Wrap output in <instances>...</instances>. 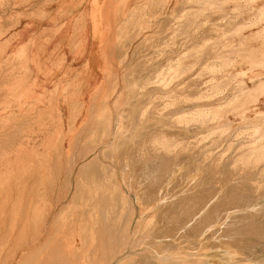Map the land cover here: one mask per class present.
Masks as SVG:
<instances>
[{
  "label": "rangeland",
  "instance_id": "rangeland-1",
  "mask_svg": "<svg viewBox=\"0 0 264 264\" xmlns=\"http://www.w3.org/2000/svg\"><path fill=\"white\" fill-rule=\"evenodd\" d=\"M57 1L0 0V56L20 21H45ZM67 1L91 6L103 60L96 91L72 95L87 66L95 68L80 62L82 16H69L71 56L40 30L29 43L47 55L42 63L21 62L23 49L16 62L1 59L0 264H31L47 250L55 216L74 193L91 205L95 192L115 191L125 200L111 207L107 234L92 231L86 247L75 238L84 261L93 258L85 264H264V0ZM174 95L180 102L168 105ZM64 96L63 130L74 117L66 141L58 126ZM153 106L166 108L149 115ZM96 114L111 119L107 138ZM160 133L170 138L148 145Z\"/></svg>",
  "mask_w": 264,
  "mask_h": 264
},
{
  "label": "bare ground",
  "instance_id": "bare-ground-1",
  "mask_svg": "<svg viewBox=\"0 0 264 264\" xmlns=\"http://www.w3.org/2000/svg\"><path fill=\"white\" fill-rule=\"evenodd\" d=\"M141 20V19H140ZM171 82V81H170ZM169 83V80L165 79L162 81V85H167ZM99 94V93H98ZM99 98V96H98ZM95 99V98H94ZM100 99V98H99ZM99 99H97L96 103H99ZM101 101V100H100ZM178 102H180V99L177 98L175 95L171 97V101L170 103H168V105H176ZM95 104V103H94ZM166 106L163 107V108H160V107H154L153 108H149L148 109V112H149V115L152 114L154 115V113L157 112V115H162L163 114V111L165 110ZM93 110V109H92ZM109 115V114H108ZM100 115H97L96 114V117L97 119L100 118L99 117ZM155 116V115H154ZM160 117V116H158ZM169 117V116H168ZM185 117L184 116H181V117H177L174 119V123L176 125H182L184 122H185ZM187 119V117H186ZM97 122V121H96ZM111 123V119L110 117H108L107 115L103 118L98 119V124H102L103 127H104V132L102 133L101 136H106L107 134H109V130H110V124ZM102 128V127H101ZM102 130V129H101ZM117 132V131H116ZM92 135V134H91ZM117 135L119 136V132L117 133ZM171 135V134H170ZM115 137V136H114ZM117 137V136H116ZM107 138V136H106ZM170 137L166 134H163V133H160L158 137H154V138H150V140L148 141V145L151 144V142H154V143H157L159 145H162V141L165 140V139H169ZM154 139V140H153ZM109 140V139H108ZM114 142V141H113ZM112 145V144H111ZM110 147V146H109ZM114 151L113 147L112 149H110V154ZM140 152H142L141 156L143 155H146V153L144 152V148L143 150H141ZM113 154V153H112ZM114 155V154H113ZM113 157V156H112ZM243 159V158H241ZM147 160V159H146ZM245 161V159L242 161V163ZM129 162V161H128ZM127 162V163H128ZM135 163V161H134ZM129 164H132V162H129ZM127 166V165H126ZM131 167V166H130ZM137 166L135 165L134 166V169H137L136 168ZM132 168V167H131ZM130 169V168H129ZM106 170V169H105ZM128 170V169H127ZM132 170V169H131ZM126 171V170H125ZM136 171V170H135ZM79 172V171H78ZM107 172V171H106ZM134 172V171H133ZM132 172V173H133ZM128 173L129 170H128ZM131 173V174H132ZM78 174V173H77ZM104 174V173H103ZM113 174V173H112ZM111 174V175H112ZM126 174V173H125ZM138 174V172H137ZM129 175V174H128ZM127 175V176H128ZM102 176V175H101ZM87 177V176H86ZM118 177V176H117ZM103 178V177H102ZM124 178V177H123ZM125 179V178H124ZM131 179V177H130ZM128 179V180H130ZM133 179V177H132ZM77 180V179H76ZM85 180V179H84ZM88 180L90 181L89 179V176H88ZM112 180V179H111ZM127 180V181H128ZM125 181V180H124ZM134 181V180H133ZM132 181V182H133ZM120 182V181H119ZM119 182H115L116 184L115 185H120ZM123 182V181H122ZM130 182V183H132ZM129 183V181H128ZM134 183V182H133ZM136 183V182H135ZM77 184V183H76ZM90 184V183H88ZM105 185V184H104ZM132 186V184H130ZM137 185H140V184H137ZM81 186V185H80ZM88 186V185H87ZM98 186V185H97ZM126 186V184H125ZM130 187V186H128ZM133 187V186H132ZM135 187H136V184H135ZM140 187V186H139ZM86 188V187H85ZM84 188V189H85ZM118 188V187H117ZM153 188V187H152ZM151 188V189H152ZM158 188V187H157ZM75 189V188H74ZM79 189L81 188H76V191H79ZM150 189V190H151ZM86 190V189H85ZM82 189V191H85ZM92 190V189H90ZM119 190V189H118ZM75 191V192H76ZM81 191V192H82ZM93 191V190H92ZM91 191V192H92ZM120 191V190H119ZM134 191V190H133ZM136 191V190H135ZM137 191H140L137 189ZM152 191V190H151ZM90 192V193H91ZM122 192V191H121ZM80 193V192H79ZM83 193V192H82ZM88 193V191H87ZM93 193V192H92ZM120 193V192H119ZM138 193V192H137ZM140 193V192H139ZM145 193V192H144ZM153 193V192H152ZM122 194V193H121ZM141 194V193H140ZM143 194V193H142ZM141 194V196H142ZM157 194V193H156ZM83 195V194H82ZM137 196V194H135ZM145 195V194H144ZM161 195V194H160ZM90 196V195H89ZM88 194H85L84 197L85 198H88L89 197ZM158 196V195H157ZM78 192L74 193V195H72V200H71V203H69V205L67 204V206H65L64 208H62L59 213L55 216V220L53 221V224L51 225L50 227V231H49V243H47L48 245L47 246H43V247H46V249H44V252L40 254V256L38 257L37 254H34V253H37V252H34L33 254V258L35 257V255H37V259L35 257V260L32 261L33 263L31 264H85V263H89L90 260H93V258L91 257L90 260H88L87 262L84 261L83 259V256H82V252H78L76 251V248H75V238L76 237H79L80 239V242H82L83 246L86 247L87 245H89L92 241H93V232H98L99 235H96L97 237L98 236H103V234H107V230L106 228L108 227V218H109V215H111L114 210L111 208L112 206L114 207L117 203H124V200H125V196H122L120 194H118V192H113V193H109V194H103L102 192H95L92 196H90L89 198L93 199V201L95 202L94 204H91V205H88L86 203L84 204H78L76 203L75 201L78 200ZM138 197H139V194H138ZM137 197V199H138ZM150 197V196H149ZM163 197V196H162ZM161 197V198H162ZM180 197V196H179ZM57 198V197H56ZM140 198V197H139ZM160 198V199H161ZM81 199V198H80ZM128 200V198H126ZM155 199V198H154ZM158 199V198H157ZM225 199V198H224ZM142 200V199H141ZM156 201V200H155ZM154 201V202H155ZM92 202V201H91ZM158 202V201H157ZM129 203V202H128ZM165 203V202H164ZM90 204V203H89ZM126 204V202H125ZM169 204V202H168ZM128 205V204H126ZM155 204L153 203V205H151L152 207L154 206ZM162 205V204H161ZM167 205V204H166ZM165 205V206H166ZM171 205V204H170ZM119 206V205H117ZM150 206V207H151ZM158 206V205H157ZM156 206V207H157ZM165 206H161V207H164ZM126 207V206H125ZM149 207V206H148ZM151 207V209H152ZM160 207V206H159ZM158 207V208H159ZM129 208V207H128ZM155 208V207H154ZM170 208V207H169ZM115 209V208H114ZM127 209V207H126ZM146 209V208H145ZM145 209H142L145 211ZM149 209V208H148ZM149 209V210H151ZM157 209V208H156ZM163 209V208H162ZM141 210V211H142ZM164 210V209H163ZM169 210V209H168ZM156 211V210H155ZM154 211V212H155ZM159 211V209H158ZM70 212V213H69ZM146 212V211H145ZM153 213V212H152ZM158 214H160V212H157ZM167 213V212H166ZM77 214L78 215H81L80 218H77ZM156 214V213H155ZM142 215V214H141ZM153 215V214H152ZM171 215V214H170ZM57 217V218H56ZM141 217V216H140ZM157 217V216H155ZM161 217V215H160ZM172 218V217H171ZM47 219V218H46ZM43 220V223L45 222V220ZM63 219L64 221L62 222ZM141 219V218H140ZM139 219V220H140ZM155 219V218H153ZM161 219H158L157 221H159L160 223V226L161 227V224L162 225H167L168 223L167 222H161L160 221ZM166 220H167V217H166ZM165 220V221H166ZM171 220V219H170ZM143 221V220H142ZM153 221V220H152ZM156 221V220H155ZM154 221V222H155ZM156 221V222H157ZM173 221V220H172ZM144 222V221H143ZM142 222V223H143ZM177 222V221H176ZM45 224V223H44ZM156 224V223H155ZM158 224V223H157ZM177 224V223H176ZM41 225V224H40ZM56 225V227H55ZM145 225V224H144ZM144 225H140V229H141V226H142V229L144 228ZM151 225V224H150ZM154 225V224H153ZM170 225V223H169ZM157 226V225H156ZM174 226H175V223H174ZM223 226V225H222ZM45 227V226H44ZM55 227V228H54ZM137 227V226H136ZM146 227V226H145ZM177 227V226H176ZM227 227V226H225ZM139 228V227H138ZM138 228H135V230H137ZM156 228V227H155ZM158 228V227H157ZM164 228V227H163ZM170 228V227H168ZM167 228V229H168ZM178 228V227H177ZM222 228V227H221ZM45 229V228H43ZM152 229L153 226H152ZM160 230V228H158ZM165 228V230H167ZM155 230V229H154ZM153 230V231H154ZM172 230V229H171ZM178 230V229H177ZM13 231V230H12ZM164 231V230H163ZM175 231V229H174ZM135 232H139L138 231H135ZM177 232V231H176ZM222 232V230H221ZM38 233V232H37ZM157 233L159 234V232L157 231ZM168 233V232H167ZM175 233V232H174ZM39 234V233H38ZM41 234V233H40ZM39 234V235H40ZM137 234V233H135ZM183 234V233H182ZM38 235V237H39ZM164 235V234H163ZM171 235V234H169ZM95 236V235H94ZM158 236V235H157ZM182 236V235H181ZM156 237V236H155ZM165 237V236H164ZM96 238V237H95ZM159 238V237H158ZM161 238V237H160ZM168 238V237H166ZM178 238L176 237V234H175V239ZM48 239V238H47ZM171 239V238H170ZM33 240V239H32ZM35 240V238H34ZM32 241L31 244H29V248L34 246L35 245V241ZM39 240V239H37ZM182 242V241H180ZM179 242V243H180ZM184 242V241H183ZM182 242V243H183ZM230 242V241H229ZM228 242V243H229ZM26 243V241L24 242V244ZM178 243V242H177ZM176 243V244H177ZM180 243V244H182ZM225 244V242L223 243V245ZM232 244V243H231ZM239 244V242H238ZM23 245V244H22ZM28 245V244H27ZM179 245V244H177ZM204 245V246H208V244H205V243H201V246ZM227 245V243H226ZM233 245V244H232ZM182 246V245H181ZM230 246V245H228ZM227 246V247H228ZM28 247V246H27ZM180 247V246H178ZM226 247V248H227ZM233 247V246H232ZM231 247V248H232ZM237 246H235L234 248H236ZM240 247V246H238ZM184 248V247H182ZM182 248H179V249H182ZM233 248V249H234ZM39 249V248H38ZM42 249V250H43ZM230 249V248H229ZM237 249V248H236ZM234 249V250H236ZM46 250V251H45ZM238 250V249H237ZM14 257H15V254H14ZM90 258V257H89ZM129 264H140L138 261L136 262H131ZM195 264H204L202 263L199 259L197 261H195Z\"/></svg>",
  "mask_w": 264,
  "mask_h": 264
},
{
  "label": "crops",
  "instance_id": "crops-1",
  "mask_svg": "<svg viewBox=\"0 0 264 264\" xmlns=\"http://www.w3.org/2000/svg\"><path fill=\"white\" fill-rule=\"evenodd\" d=\"M103 1V0H102ZM47 11V19L43 22L31 20L29 22L27 21H20L19 28H16V36L14 41H10L8 44V49L5 51V54L3 56H0L1 59H5L6 57H12L14 56V62H16L17 52L18 50H25L24 59L21 60V62H40L47 57L45 53L40 54H34L33 46L29 43V41L35 37L34 35L41 30V38L44 36L43 34H50L51 32V39L52 42H55V44L58 46V43L62 45L64 54L66 56H71L73 53L71 52V43L69 42L70 34L74 30V27H72V19L69 17L71 15L74 16H82L81 18H78L77 21L80 19V23L82 24L81 30H84V38L81 43L84 49L85 57L83 59H80V62H87L90 63L91 61L94 63L95 68L93 69L91 65L87 66L86 68V75L85 80L83 83L80 84V87L77 88L72 92V95H76V97H79V95H83L86 93L92 94L94 91H96V87H91L93 82L92 80L96 78L97 76V65L99 62H102V57L100 56L102 54V51L100 50V44L97 46L99 39L96 36L93 35L92 32V24L89 19V15L91 14V6L89 2H87L86 6H74L72 3H69L67 0H59L57 1L56 5L49 6L46 8ZM104 14H110V12H107V8L104 7ZM57 21L58 25H55L53 21ZM66 20H69L68 22ZM60 21V24L59 22ZM67 22V25L64 26ZM57 28H56V27ZM103 29V28H102ZM39 36L35 38L37 40ZM107 38V37H106ZM1 46V45H0ZM64 47H67L68 49L65 50ZM43 51V50H41ZM30 92V91H29ZM31 93V92H30ZM34 95V94H32ZM33 101V99H31ZM66 96H64L61 100L58 101V113H59V128L61 132V136L64 139L63 141H66L67 137L72 134V131L74 129L73 123H74V117L69 115V122H68V130H63L62 128V108L63 105L67 103Z\"/></svg>",
  "mask_w": 264,
  "mask_h": 264
}]
</instances>
